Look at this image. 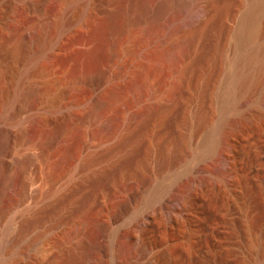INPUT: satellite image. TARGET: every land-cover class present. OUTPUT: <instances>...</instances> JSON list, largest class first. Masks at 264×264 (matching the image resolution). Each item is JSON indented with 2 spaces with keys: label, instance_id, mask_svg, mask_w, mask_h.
I'll list each match as a JSON object with an SVG mask.
<instances>
[{
  "label": "rangeland",
  "instance_id": "rangeland-1",
  "mask_svg": "<svg viewBox=\"0 0 264 264\" xmlns=\"http://www.w3.org/2000/svg\"><path fill=\"white\" fill-rule=\"evenodd\" d=\"M154 1L113 33L121 0H0V264H264V69L231 75L252 0H230L184 73L166 53L185 9ZM219 153L231 181L182 204L198 167L222 176Z\"/></svg>",
  "mask_w": 264,
  "mask_h": 264
},
{
  "label": "bare ground",
  "instance_id": "bare-ground-1",
  "mask_svg": "<svg viewBox=\"0 0 264 264\" xmlns=\"http://www.w3.org/2000/svg\"><path fill=\"white\" fill-rule=\"evenodd\" d=\"M129 1L130 0H121L119 7L116 8V10L109 11L108 15L106 16V20H109L111 23L113 33H119L118 31L121 28L123 30V27L124 30H127V28L125 29V27H128V25H130V23L132 22L134 23L130 15V11L132 12V10ZM231 6L232 5L230 3V0H155L153 3L148 5V8L150 11H152L154 17L159 18L171 12L181 11L185 9L183 17H179V20H176L172 23L173 27L168 29L167 36L171 40L170 42L172 44V47L168 49V53H166V57H168V59H170V61H172V63L176 66H179V64L182 62L189 61L182 69V73H184L187 71L189 72V70L193 68H196V66L204 60V53L201 48L202 46H204L209 37L211 38V35L214 33L215 29H217L220 21H222L223 18L231 13ZM263 13L264 0H252L249 9L242 16L240 25L236 31V45L238 47L246 48L250 44H254L249 52L242 54L236 58V62L243 65V67L235 68L231 72V75L235 79V82L242 88L246 87L250 82L252 77L251 71L254 68L264 69ZM180 30H185V34L181 35ZM179 34L181 36H179ZM21 47L22 41H18L11 50L13 56H19ZM234 59L235 58H233V61ZM179 67L181 68V66ZM230 105L232 104L229 103L226 107ZM4 145L6 146V141H2L1 147H4ZM217 161L222 168V176L220 177L218 174H210L204 168L198 167V175L196 174V176L191 179L187 187L186 194L183 196V202L181 201L182 204L185 203V198L193 197L196 188H203L206 185H210L215 189H219L221 183H228L231 181L230 174L234 170L231 158L227 154L219 153ZM1 176L3 177V179L1 178ZM11 180V175L7 171L2 170L0 173V188H7L10 185ZM191 200L193 199H188V202H190ZM168 201L170 202V200H167V202L165 201L166 203L163 202L164 208H167L170 205ZM172 212L166 210L165 215H167V218L169 220H171L173 216ZM143 217L144 220H149L151 216L150 213L146 212L143 214ZM141 248L143 250L148 249V247L145 245L141 246ZM6 251L7 248L5 249L4 246V249H1L0 254L7 255L8 253L6 254ZM163 253L165 254V252ZM164 254H162V257L161 255L159 256V259L157 261L158 264L161 263V259L162 261H164V258H166V255L164 256ZM132 264H148V261H137Z\"/></svg>",
  "mask_w": 264,
  "mask_h": 264
}]
</instances>
